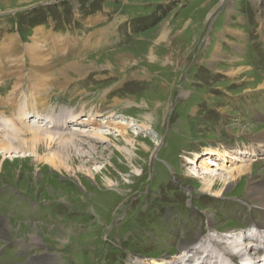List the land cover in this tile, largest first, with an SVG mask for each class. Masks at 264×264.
I'll list each match as a JSON object with an SVG mask.
<instances>
[{"label":"rangeland","instance_id":"obj_1","mask_svg":"<svg viewBox=\"0 0 264 264\" xmlns=\"http://www.w3.org/2000/svg\"><path fill=\"white\" fill-rule=\"evenodd\" d=\"M38 26L50 37L42 38L43 53L55 68L39 95L48 117L10 115L5 98L19 84V108L26 105L39 71L24 52L17 72L3 47L0 147H17L33 130L89 132L76 136L74 152L64 153L55 139L47 143L39 151L43 162L25 155L22 144L16 151L23 158L0 154V264H152L183 250L191 264L185 246L196 235H243L259 222L260 207L244 183L264 181V152L251 138L264 131V89L257 88L264 81V0H0V43L12 36L24 51L42 34H35ZM119 50L137 68L61 77L66 64L85 58L102 67ZM80 111L83 122L93 115L97 125L74 122L57 131L48 124ZM113 124L129 125V142ZM96 128L101 141L88 138ZM52 154L59 155L58 169L48 163ZM241 165L252 166L250 174L223 196L198 191L192 171L224 176ZM30 224L41 225L34 229L41 241H29Z\"/></svg>","mask_w":264,"mask_h":264},{"label":"bare ground","instance_id":"obj_2","mask_svg":"<svg viewBox=\"0 0 264 264\" xmlns=\"http://www.w3.org/2000/svg\"><path fill=\"white\" fill-rule=\"evenodd\" d=\"M163 29H165V28H163ZM163 29H161V30H163ZM43 31L44 30H43L42 26L41 27L38 26L34 30L35 34H40V33H42V34L41 35H35L33 38V42L28 43L27 45L25 44V50L24 51L16 50L17 40L12 36H7L6 41L3 40V42L0 43V51L5 50L3 47H6V53H9L8 57L6 58V62L10 63L12 66H15L16 67L15 70L17 72H19V69L21 70V72L23 71L21 69L22 67L20 64H22V62L24 61V56H23L24 52L26 53L25 56L26 57L28 56L30 62H32L34 64L35 69H33V70L39 71V73L33 74L34 77L32 79L33 80L32 86L34 88V91L31 92V94L29 95L28 98L25 97L26 98V105H24L22 108H19L18 102H20V101L17 99L18 98L17 93L19 94V92H17V93L15 92L18 89V88L15 89V87L16 86L19 87V84L15 85L14 89H12V91H14L13 94L11 96H7L5 98L6 100L11 102V104L8 105V107H11L9 112H10V115L12 117L17 116V117H20L21 119H23V118H27V116H33V118H34L33 120H35V122H37L36 120H41L40 118L43 116V114L46 117H48L45 114L46 111L44 109L41 110V108L44 106V98H43V96H41V98H39V95L41 94V92H43V93L46 92L47 89L45 87H43V85H44L43 83L44 82L48 83L51 81V78L53 77V71H55V68L52 64H50L48 62V60H47L48 56L46 57V55L43 53V50L45 47H44V42H43L42 38H44L46 36V38L44 39L45 41H47L50 38L49 36L44 35ZM105 31H107V28H104L103 31H99V32L104 34ZM159 31L160 30L153 31V33L151 32L152 34L150 33L149 35H152V37H156V35L158 34ZM54 40L56 41V39H54ZM65 45H68V44H65ZM154 45L157 46V42H155ZM64 47L65 46L62 45V49H64ZM151 48L153 49V47H151ZM17 49H18V47H17ZM217 52H218V50L216 51L215 57L217 56ZM127 54L121 50L113 52L112 54L110 53L107 56H109V57H112L111 55L115 56L114 58H111L113 60V63L107 61L104 66L102 65V67H99L98 65L94 66L95 64L91 61V59L87 60L85 58L82 60H78L74 63L66 64V65H64L63 69H61L62 74H63L61 77H62V79H65L64 82H69L70 80H73V77H82L88 71L99 70V69H101V70L102 69H106V70L110 69L111 72L113 71V72L120 74V75L127 73L126 70H122V69L128 68V67L137 68V67H135L136 65L133 64L134 57L127 55ZM146 54H149V56H148L149 60L155 59L152 50L146 52ZM0 57H3L1 55V52H0ZM232 58L233 57H229L227 60L230 61V60H232ZM13 60L16 62V64L13 63L14 62ZM114 69H117V71H115ZM131 69H133V68H131ZM132 73H129V74H132ZM2 76H3V74H2ZM23 79L24 78L21 77L20 81H22ZM27 80L28 79H25V81H27ZM257 81L259 82L257 84V88L264 89V81L263 80L262 81L257 80ZM5 113H7V112L5 111ZM81 115H82V112L80 111V112L76 113L74 116H70V119H68V121L65 120V117H58V119H54V121L52 123L48 122V124H51V127L57 128V129L53 128V130H57V131H64L65 129H60V128H67V127H69V125H72V123H74V122H76V124L78 123V124L87 125V124H93L94 123L97 125V123H96L97 118L92 117L93 115L92 116L88 115L86 122L85 121L83 122V120H82L83 115L82 116ZM113 116H116V115L111 112L109 114V118L113 117ZM90 119H93V121H90ZM69 121H71L70 122L71 124H69ZM78 121H80V122H78ZM44 125H46V124H44ZM77 126H84V125H77ZM128 126L124 127L123 124H116L113 126L114 131L116 133H119L118 136H121L120 138L123 139L124 141H127V142H129L128 140H130V137L128 136V132H127L129 129ZM98 130L99 129L96 128V129H94V132L93 131L90 132V137H88V138L93 139L94 141H101L102 139H104V136ZM6 131L8 132V130H6ZM17 131H18V129H17ZM87 132H89V131L74 130L70 134L68 133L66 135H63L61 133H51L48 131H42L41 129H40V132H36L33 130L29 133L32 135V137H29L25 141L20 142L17 147H7V146L6 147H0V151H1L0 154L7 153V151L8 152L9 151H11V152L16 151L19 148V146H21V144H22L24 146L23 148L26 149L25 151L27 152L25 155H31L33 158L36 159L37 162H41L42 159L39 158V151L43 150L44 146L47 143L50 145L51 143L54 142V139H55L57 144L59 145V147H61L63 149L62 151H64V153L69 151V150L74 152L75 151L74 146L76 145V142L78 141L76 139V136H78V135H84L85 136V134ZM251 133H253V132H251ZM251 138H253L254 142L260 144L259 146H258V144H256L257 150H262L264 152V131L263 130L258 131L257 133L253 134V137H251ZM234 150H236V149H234ZM210 151H211L210 149L203 150V153H205L204 155H206ZM236 152H239V151H236ZM247 152H252V151H247ZM18 154H19V152H17V154L12 158H17V159L21 158V157L23 158L24 154L17 156ZM128 154L131 155L132 153L130 152ZM200 154L198 153L197 157L200 156ZM58 156L57 155L55 156L54 154H52L51 157L48 159V163L50 165H52L53 168H55V169H58L59 163H60L58 160V158H59ZM127 158L129 160L131 158V156H128ZM205 162H206L205 160H203V161L200 160L199 166H201L203 168V166L205 165ZM195 165H197V164H195ZM251 167L252 166H242L241 165V166H238L234 169H231L224 176H221V175L215 176V174H210L209 176H201L202 173H198L197 171H194V172L192 171V174H194L195 177H197L198 179L200 178V180H201V184H200L199 190H198L199 192L207 193V194L213 195L215 197H221V196H223V192L227 189V187L232 186L236 180L243 179L244 175L245 176L249 175L251 172ZM134 170H135V168H134ZM203 170L206 173H210L211 171H213L212 167L211 168L207 167ZM134 172H137V169ZM136 177H137V175H136ZM244 185L246 188L245 192H246V197L248 198V200L257 203L258 206L260 207L262 217H261V219H259V222H257V223L252 222L250 225H247L248 228L243 235L238 234L237 236H232L231 234L227 235L228 233H226V235H225L224 233L217 232L216 236L213 237L212 239H208L206 237L202 240H200L201 238H199L196 235V240L194 241V243L192 242L191 245L185 246L186 248H188L189 259H192L191 264H227V261H224L226 259L230 260V262L233 264H264V181L263 182L256 181L255 183L245 181ZM215 187H218V188L216 190H214ZM62 201L64 202L63 199H62ZM2 223L5 225V228L8 231L5 219L2 221ZM38 226L40 228L41 225L30 224L28 227L25 228V231H29L28 237H29L30 242L41 241L35 235V230L39 229ZM64 229L65 228H62L63 234H65ZM223 245H228V246L226 247ZM248 249L250 250L252 255H254L255 257H251L249 255ZM227 253L231 254L232 257H229ZM232 254L234 256H236L237 259H235V257ZM182 255H183V257L181 260L180 257ZM220 256H221V258H220ZM39 257H41L43 261L45 260L43 255L40 254ZM43 261L40 260L41 263ZM152 264H186L184 250L176 258H172L168 261L165 259H160L159 261L154 260V262H152Z\"/></svg>","mask_w":264,"mask_h":264}]
</instances>
